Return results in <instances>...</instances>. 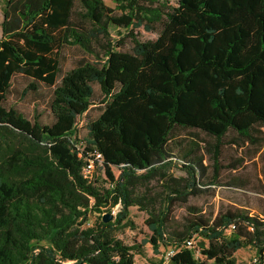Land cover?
Returning <instances> with one entry per match:
<instances>
[{"label": "trees", "instance_id": "obj_1", "mask_svg": "<svg viewBox=\"0 0 264 264\" xmlns=\"http://www.w3.org/2000/svg\"><path fill=\"white\" fill-rule=\"evenodd\" d=\"M114 1L115 8L104 0L5 2L0 264H135L136 247L116 236L114 222L102 220L117 203L116 221L131 205L148 212L149 241L177 249L169 264H236V251L247 245L263 262L264 211L230 206L206 215L192 207L183 223H172L173 207L197 191L194 173L207 165L203 156L187 150L178 157L187 175L165 179L161 208L148 184L164 177L180 130L218 141L208 161L215 176L228 131L250 143L264 140V0ZM139 29L157 37L140 40ZM67 45L90 57L62 72ZM18 76L33 91L38 84L52 88L47 120L5 104ZM94 104L100 112L80 141L78 117ZM88 159L93 170L85 174ZM191 238L194 246L187 247Z\"/></svg>", "mask_w": 264, "mask_h": 264}, {"label": "rangeland", "instance_id": "obj_2", "mask_svg": "<svg viewBox=\"0 0 264 264\" xmlns=\"http://www.w3.org/2000/svg\"><path fill=\"white\" fill-rule=\"evenodd\" d=\"M6 0H0V37L1 22L3 19V8ZM104 2L115 8L114 0H104ZM112 35L117 39V33L112 31ZM140 40L154 39L157 33L153 31L138 30ZM129 46L126 41L125 47ZM62 58L60 61L61 71L64 72L76 61L87 55L81 48L73 45H67L62 49ZM29 79L16 77L6 95L5 104L14 106L29 118L36 114L43 119L49 118L47 102L51 93V87L38 84L37 90L33 91L28 88ZM25 91V93H24ZM94 99L100 98L98 86L95 85ZM100 112L98 104L92 105L84 114L78 117L76 124V135L80 141H84L87 134L86 123L89 119L95 118ZM194 142L196 144H194ZM218 141L201 131L180 130L172 138L170 147L176 155L171 158V165L161 168L164 177L152 179L148 187L150 195L154 198V205L161 208L163 196L167 192L166 180L169 177H186V172L181 168L183 159H178L187 151L190 154L201 155L204 157L203 164L207 165L201 171L194 173L197 191L190 195L186 203L178 204L172 210V223H183L185 217L190 215L192 207L201 209V213L209 214L220 207H247L252 210L264 211V140L259 143H250L248 140L237 138L234 131H228L220 140L219 163L220 168L218 175L215 176V167L208 163L211 161L214 146ZM243 158L240 165L235 160ZM235 163L236 168L231 166ZM166 179V180H165ZM184 181V180H181ZM121 210V204L117 203L112 207L104 210V214L111 213L110 222L116 226V236L124 243L134 245L135 264H169V247H163L161 244L156 248L149 241L152 231L147 222L148 212L140 206L131 205L127 208V215L116 221V217ZM94 215L88 216L89 223L94 220ZM200 238L195 239V244L199 245ZM139 250V252H136ZM236 264H264L263 262L253 261L256 257L255 248L247 245L238 249L235 253Z\"/></svg>", "mask_w": 264, "mask_h": 264}, {"label": "built area", "instance_id": "obj_3", "mask_svg": "<svg viewBox=\"0 0 264 264\" xmlns=\"http://www.w3.org/2000/svg\"><path fill=\"white\" fill-rule=\"evenodd\" d=\"M100 154H96V156L98 157ZM93 170V162H92V159H88L87 163L85 164L84 168H83V172L85 174H90ZM186 246L187 247H193L194 246V241L193 239L191 238L190 240H187L186 241ZM177 251L176 248H174L173 246H169V254L170 256L173 255L175 252ZM169 256V257H170ZM253 261L256 262L257 261V257H254L253 258Z\"/></svg>", "mask_w": 264, "mask_h": 264}, {"label": "water", "instance_id": "obj_4", "mask_svg": "<svg viewBox=\"0 0 264 264\" xmlns=\"http://www.w3.org/2000/svg\"><path fill=\"white\" fill-rule=\"evenodd\" d=\"M111 218H112V214L111 213H106V214H103V216H102V220L104 222H108Z\"/></svg>", "mask_w": 264, "mask_h": 264}]
</instances>
